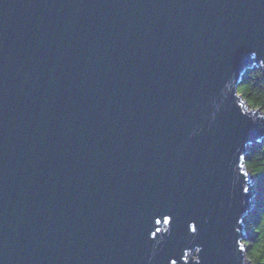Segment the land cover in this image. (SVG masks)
<instances>
[{
	"label": "water",
	"instance_id": "obj_1",
	"mask_svg": "<svg viewBox=\"0 0 264 264\" xmlns=\"http://www.w3.org/2000/svg\"><path fill=\"white\" fill-rule=\"evenodd\" d=\"M253 67L264 0H0V264H254Z\"/></svg>",
	"mask_w": 264,
	"mask_h": 264
},
{
	"label": "trees",
	"instance_id": "obj_2",
	"mask_svg": "<svg viewBox=\"0 0 264 264\" xmlns=\"http://www.w3.org/2000/svg\"><path fill=\"white\" fill-rule=\"evenodd\" d=\"M237 91L253 108L264 109V73L261 67L248 69ZM246 171L252 175L256 192L254 208L244 219V254L254 264H264V142L250 146L243 158ZM256 173V175H253Z\"/></svg>",
	"mask_w": 264,
	"mask_h": 264
},
{
	"label": "snow or ice",
	"instance_id": "obj_3",
	"mask_svg": "<svg viewBox=\"0 0 264 264\" xmlns=\"http://www.w3.org/2000/svg\"><path fill=\"white\" fill-rule=\"evenodd\" d=\"M258 171L260 173H264V169H260ZM253 175H256V173H254ZM235 190L240 193L241 199L247 200L251 196L249 187H243V189H242L243 195L241 194L239 189H235ZM155 216H160L162 219L165 220L166 223H168V222L174 223L175 222L176 230L182 231L186 240L196 241L201 236V232L198 231V226L200 225L199 221L191 222L190 218H188L186 216L181 217L177 213L176 209L171 207V206L161 205V206L155 208L152 212L153 219L155 218ZM157 223H159V221H157ZM159 231H160L159 229H156L155 232H152L151 235H152L153 240L159 241V240L163 239L162 237H160V239L157 240L156 233ZM201 250H202L201 247L196 248V252L198 254L201 252ZM182 251H183V255L185 257H187L188 254L186 252H184L183 249H182ZM240 251L243 252V249H240ZM193 259L196 260V264H200L199 256L193 257ZM168 264H176V260L169 258Z\"/></svg>",
	"mask_w": 264,
	"mask_h": 264
}]
</instances>
